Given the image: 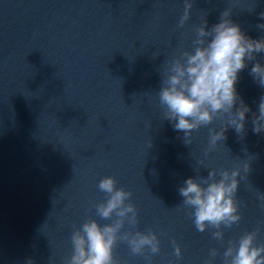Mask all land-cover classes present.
I'll return each instance as SVG.
<instances>
[{"label": "water", "instance_id": "95a60500", "mask_svg": "<svg viewBox=\"0 0 264 264\" xmlns=\"http://www.w3.org/2000/svg\"><path fill=\"white\" fill-rule=\"evenodd\" d=\"M189 2L181 27L185 0H0V264H66L73 231L117 219L96 215L106 176L137 210L138 223L125 219L118 235L151 231L160 241L154 255L118 241V264H224L228 244L257 229L264 244V132L252 125L264 87L249 74L264 53L238 74L237 107L251 109L244 132L229 127L211 150L210 130L227 115L193 130L187 144L159 101L170 62L193 50L205 21L211 28L230 10L246 36L264 38V0ZM222 169H240L241 220L199 232L179 189Z\"/></svg>", "mask_w": 264, "mask_h": 264}, {"label": "clouds", "instance_id": "9594fccd", "mask_svg": "<svg viewBox=\"0 0 264 264\" xmlns=\"http://www.w3.org/2000/svg\"><path fill=\"white\" fill-rule=\"evenodd\" d=\"M191 7L189 0H185V12L179 26L182 27L189 18ZM230 15L231 11L225 10L220 21L211 28L205 21L196 29L193 50L183 52V59L170 62L167 78L159 91L166 119L174 122L175 130L184 133L187 144L191 143L188 138L193 130L211 124L217 116L227 115L225 127L219 131L210 130L209 150L226 138L225 132L229 127L238 134L244 132L246 114L251 109L242 100L237 107L238 74L248 62L256 61L257 54L264 53V38L257 40L246 36ZM261 17L264 18V13ZM258 27L264 28V24ZM249 74L264 87V65L256 61ZM252 125L253 132H264V96L257 112L253 113ZM248 168L245 164V171ZM240 174V169L212 170L206 178L197 180L189 177L184 181L179 194L184 198L183 205L193 210V223L199 232L209 227L219 228L222 224L230 228L239 223L241 215L235 197ZM116 185L117 181L112 176L100 180L98 188L107 199L96 205V215L104 220H113V216L117 219L104 225L90 219L73 231V253L66 264H118L114 258L118 241L126 242L133 254L143 255L144 249H149L153 255L160 252V241L154 232L118 235L125 219L133 226L138 219L135 206L128 202L132 193ZM257 231L245 233L230 242L223 252L224 264H264V244H256ZM212 236L217 240L224 239V234L219 231L213 232ZM173 245L175 255L179 257L181 249L175 241ZM210 255L215 257L217 250L211 249ZM147 259L150 264V257ZM27 264H32L31 259Z\"/></svg>", "mask_w": 264, "mask_h": 264}]
</instances>
